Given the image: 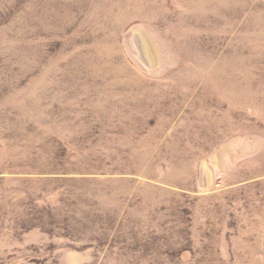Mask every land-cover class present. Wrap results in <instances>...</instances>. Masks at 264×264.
<instances>
[{
  "label": "rangeland",
  "instance_id": "rangeland-1",
  "mask_svg": "<svg viewBox=\"0 0 264 264\" xmlns=\"http://www.w3.org/2000/svg\"><path fill=\"white\" fill-rule=\"evenodd\" d=\"M0 264H264V0H0Z\"/></svg>",
  "mask_w": 264,
  "mask_h": 264
}]
</instances>
